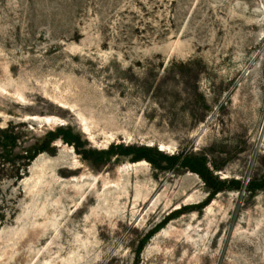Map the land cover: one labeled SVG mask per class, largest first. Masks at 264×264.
I'll use <instances>...</instances> for the list:
<instances>
[{"label":"rangeland","instance_id":"obj_1","mask_svg":"<svg viewBox=\"0 0 264 264\" xmlns=\"http://www.w3.org/2000/svg\"><path fill=\"white\" fill-rule=\"evenodd\" d=\"M68 128L77 144L23 157ZM4 130L0 264H264V190L246 188L264 178V0H0ZM121 145L202 154L243 187L138 254L210 190Z\"/></svg>","mask_w":264,"mask_h":264},{"label":"trees","instance_id":"obj_2","mask_svg":"<svg viewBox=\"0 0 264 264\" xmlns=\"http://www.w3.org/2000/svg\"><path fill=\"white\" fill-rule=\"evenodd\" d=\"M62 136V138L67 143L77 144L79 141V137L74 136L72 134V130L68 129H58L56 132L48 133L47 137L43 139L42 143L39 145H35L27 150V155L23 156L24 158L29 159L30 161L34 160L39 153L44 152L48 149V145L51 141L57 139ZM18 136L9 133L8 130L1 131L0 136V145L3 147L6 153L13 150L18 145ZM115 148L120 149L119 154L122 155H133L132 161H140L142 159H148L150 162L154 163L157 167H161V162H166L167 167L173 168L175 166H180L191 173L198 175L205 183V185L210 190L209 197L195 206H185L181 209L171 213L168 217H166L159 225L150 230L141 240L140 246L137 250L138 254L141 252L146 242L152 238V236L158 232L160 228H162L165 224H167L172 219L181 216L182 214L192 211L198 210L201 211L205 207H207L211 201L215 198V196L224 191L230 190H240L243 187V182L240 179H223L220 178L217 174H215V170L212 169L208 164V159L206 156L197 153H179L175 155H167L163 153L161 150H157L155 148L149 146H118L112 147L113 150ZM218 168V167H217ZM247 191L251 193H255L259 190H264V178H254L247 185ZM138 264V262L134 263Z\"/></svg>","mask_w":264,"mask_h":264},{"label":"bare ground","instance_id":"obj_3","mask_svg":"<svg viewBox=\"0 0 264 264\" xmlns=\"http://www.w3.org/2000/svg\"><path fill=\"white\" fill-rule=\"evenodd\" d=\"M45 119L48 122H52L53 121V118H51V117H46ZM161 147H162V149H165L166 148L164 145H162Z\"/></svg>","mask_w":264,"mask_h":264},{"label":"water","instance_id":"obj_4","mask_svg":"<svg viewBox=\"0 0 264 264\" xmlns=\"http://www.w3.org/2000/svg\"><path fill=\"white\" fill-rule=\"evenodd\" d=\"M61 141V144H64V141L63 140H59ZM58 144V141L56 142ZM161 150V149H160ZM161 151H164V150H161ZM224 179V178H223Z\"/></svg>","mask_w":264,"mask_h":264}]
</instances>
